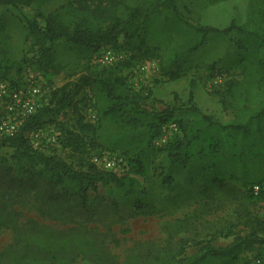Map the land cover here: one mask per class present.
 Segmentation results:
<instances>
[{"label":"trees","instance_id":"16d2710c","mask_svg":"<svg viewBox=\"0 0 264 264\" xmlns=\"http://www.w3.org/2000/svg\"><path fill=\"white\" fill-rule=\"evenodd\" d=\"M36 1L0 0V4L18 7L30 6ZM80 1L83 4H69L50 13L45 27L37 20H27L26 35L39 55L42 68L54 64L59 47L90 56L103 45L121 43L131 52L130 56L66 83L52 93L46 105L25 120L16 134L0 136V152L6 148L13 150L11 161L0 156V178L8 180V187H45L44 192L51 201L69 196L78 199L79 207L86 209L91 200L90 191L98 192L110 185L127 189L135 182L126 174L121 176L98 167L94 157L120 153L130 173L144 175L161 153H165V184L172 183L173 173L180 168L191 170L198 162L206 168L212 159V165L218 170L215 159L224 158L231 164L227 170L230 177L243 187L250 186L252 197L264 200V0H250L248 20L242 25L232 20L223 29L188 21L179 7L180 0H142L141 6L127 5L120 12L111 11L107 6L110 0ZM144 14L147 18L162 20L165 27L171 25L182 34L168 55V65L161 68V75L171 80L186 76L193 56L210 35L234 31L250 40L257 50V61L246 62L244 57L242 62L249 64L247 68L255 67L257 77L253 88L238 91L242 120L224 124L205 114L199 120L179 123V132L165 145L156 144L163 126L175 121L172 120L175 109L147 108L146 97L131 88L124 74L133 63L151 55L142 35L140 20ZM214 67L215 64L211 68ZM230 84V88L237 85ZM87 95L94 99L97 112L94 122L87 121L81 111ZM66 117L72 123L63 127L59 141L61 152L66 156L48 154L33 146L29 132L56 125ZM255 167L261 175L254 178ZM222 181L221 176L216 177L218 186ZM255 184L260 186L257 195L253 193ZM260 194L263 195L260 197ZM5 202L6 199L0 202V228L11 226L18 237L13 245L0 252V264H74L79 257L95 264H229L244 251L254 249L257 244L264 245V218L251 216L247 218L252 224L251 232L235 238L227 246H215L210 240L200 243L196 254L188 255L183 247L186 240L181 239L173 249L163 252L165 260L147 263L133 259L120 263L110 257L86 227L59 230L40 224L21 226ZM156 213L153 203L136 199L131 214Z\"/></svg>","mask_w":264,"mask_h":264},{"label":"rangeland","instance_id":"374dc122","mask_svg":"<svg viewBox=\"0 0 264 264\" xmlns=\"http://www.w3.org/2000/svg\"><path fill=\"white\" fill-rule=\"evenodd\" d=\"M249 2L180 0L179 7L191 23L223 29L232 20L237 25L248 20ZM69 4L83 2L38 0L30 6L18 7L0 4V83L14 88L39 84L46 105L55 90L83 74L100 70L102 66L98 59L106 49H113L123 56V60L129 58L131 52L121 43L103 45L90 56L59 47L54 64L43 69L39 55L26 35L27 20H37L45 27L50 13ZM127 5L139 7L142 0H110L107 6L113 12H120L119 9L123 11ZM140 22L151 55L133 63L124 74L131 88L146 97L147 108L160 111L173 107L172 120L178 124L199 120L205 114L224 124L243 119L238 91L253 88L257 77L256 68H247L249 64H245L257 61V50L251 46L250 40L234 31L226 35H210L203 48L193 56L186 76L171 80L161 75V68L168 65V55L182 34L171 25L165 27L162 20L147 18L145 14ZM244 57L246 62H242ZM213 64L214 69L211 68ZM231 82L237 83L236 87L230 88ZM87 96L81 104V111L87 121L94 122L97 114L94 99ZM0 112H4L3 106H0ZM71 123L66 117L56 125L29 132L28 137L34 146L46 153L66 156L61 152V144L54 143L53 139L58 136L60 141L63 127ZM156 144L163 146L166 142L158 138ZM12 151L3 149L0 156L11 161ZM90 151L95 153L96 150ZM109 155L124 158L120 153ZM166 161V154L161 153L144 175L130 173L125 163L120 175L126 174L135 182L127 189L110 185L101 187L98 192L90 191L91 200L86 209L79 207L78 199L67 196L53 202L45 194V187H8V180L1 178L0 202L6 199L8 211L21 226L40 224L59 230L86 227L100 246L108 250L110 257L120 263L133 259L147 263L165 260L163 252L173 249L181 239L186 240L183 247L188 255L196 254L199 244L210 240L215 246H227L235 238L251 232L252 224L247 218H264V200L252 197L250 186L243 187L230 177L227 172L231 165L229 160L215 159L218 170L212 165V159L206 168L200 162L191 170L180 168L173 173L174 180L170 184L163 181ZM256 169L252 172L254 178L261 175ZM217 176L223 178L219 186ZM136 199L153 203L157 213L132 215ZM17 237L11 226L0 228V252L13 245ZM258 259L264 264V245L257 244L254 249L244 251L229 264H255ZM74 264L95 262L79 257Z\"/></svg>","mask_w":264,"mask_h":264},{"label":"built area","instance_id":"2783aa9c","mask_svg":"<svg viewBox=\"0 0 264 264\" xmlns=\"http://www.w3.org/2000/svg\"><path fill=\"white\" fill-rule=\"evenodd\" d=\"M122 60V55L108 48L99 56L98 62L101 66H110ZM44 105L43 90L39 84L33 83L31 85L14 88L9 87L5 83H0V106L4 108V112H0V136L10 137L16 134L25 120L34 115ZM177 132H179L178 123L171 121L163 126L160 139L167 142ZM53 140L54 143L58 141L59 144L58 136H55ZM34 147L38 148L36 146ZM93 162L104 170L115 171L118 174H120V171L125 165L123 158L117 159L109 154L103 157H94ZM253 192L258 194L260 192V186L255 184L253 186ZM255 264L263 263L258 259L255 261Z\"/></svg>","mask_w":264,"mask_h":264}]
</instances>
